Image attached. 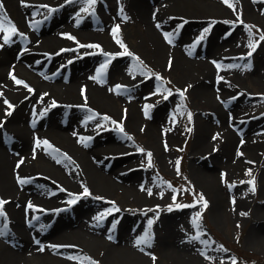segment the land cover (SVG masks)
Instances as JSON below:
<instances>
[{"label":"bare ground","instance_id":"1","mask_svg":"<svg viewBox=\"0 0 264 264\" xmlns=\"http://www.w3.org/2000/svg\"><path fill=\"white\" fill-rule=\"evenodd\" d=\"M49 1L54 0H0L2 5L0 11L20 25L21 29L17 31V34L25 32L29 35L28 44L31 46L25 47L24 62L20 65L11 58L10 47L12 46H6L0 55V192L1 198L6 201L3 204V222H5L9 238L8 242L0 241V264H90V262L95 264H214L211 256L204 254L197 239L184 241L183 235L174 231L165 232L159 238L157 242L159 251L153 259L147 254L146 244L137 245L136 241L142 237L143 232L138 229L139 235L136 236L133 233V229L128 226V215H124L125 219L119 225L113 241L101 236L104 229L108 230L111 227L108 225L102 227L99 223L95 227L92 224L95 223L93 221L97 218V212L109 206L111 202L114 203L112 209L120 203L141 206L145 202L151 203L155 200L154 191L150 190L151 195L146 190L140 191L137 183L140 181L139 169L123 173L124 175L119 172L122 170L115 171L114 165L118 161L130 158L125 150L127 148L120 142V138L114 135L115 133L105 136L102 139L103 142L95 147L93 140L88 138L89 133H86L92 129L96 119H100L101 113L95 117L90 115V113L96 115L99 107H104L101 110L103 113L104 111L117 113L114 107L117 101L109 88L108 77L116 72L127 71L129 64L122 62L108 64L105 68L107 76L102 82L97 78L93 79L88 61H76L68 78L62 75L65 66L59 70L54 68L59 58L55 52L57 45L65 41L64 33L73 32L87 38L96 36L99 46L107 52L116 50L118 44L116 40L120 37L110 38L96 31V28H79L70 11L57 15L52 8L53 5H50L53 3ZM124 1L133 22L138 27L134 33L140 37L139 45L144 49V54L147 55L149 52V57L155 64L170 67L178 79L191 85L194 103L201 104L197 106L202 110L199 109L198 119L196 118L198 133H195L193 139L192 156L199 159L201 155L208 154L213 159L214 165L220 161L217 155L226 156L230 160L229 167L233 170L232 172L239 170L240 166L249 165L247 161L244 164V160L241 159L237 165H234L236 160L233 158L237 156L234 152L235 147L241 151L239 153L242 159L258 161L256 140L261 136L258 133L253 134L250 123H241L243 132L240 137L241 134H236L225 120L226 111L236 112L240 109L236 108L235 103L240 105L257 98L253 97L249 100L245 94L249 91L243 88L244 94L227 106L220 104L218 100L223 95L227 97L231 87L244 86L243 80L239 76L235 79L233 75L234 70L238 69L239 61L235 56L241 55L239 50H235L233 38H230L239 26L236 24L233 27V25L236 22L240 23L241 20L243 22L257 20L264 23L262 7L253 0H229V3L233 5L231 8L223 0ZM104 2L103 0V4L99 6L98 27H102L106 21L116 19V14L112 11L113 6H106L108 0ZM41 11L51 13L42 22L40 21L43 15H39ZM195 17L201 20L194 21ZM210 17L216 19L214 24L203 26L206 19ZM185 18L187 20H184ZM179 23L183 24V27L177 34ZM54 24L59 26L53 28ZM173 26H175L174 29ZM46 29L51 30L44 35L38 34L39 31ZM165 34H170V43L165 39ZM202 36L207 37L202 41ZM198 38L199 47L188 52L187 50ZM34 44H43L46 48H52L51 51L55 54H51L47 48L42 52L41 59L36 60L35 56L41 54V50L33 47ZM30 52L32 53L29 54ZM211 56L227 58H224L223 65L216 63L217 66H213L208 61ZM21 57L23 58V55ZM90 57L95 59V56ZM50 58L49 65L45 67ZM219 70L221 76L219 83H212V79ZM253 70L256 75L264 73V57L260 56L255 61ZM10 72L22 83L16 84L15 80H9L7 76ZM128 78H131L127 80L128 82L134 80V77ZM255 80L264 88V76L260 78L255 76ZM140 83L143 85L142 82ZM51 96L63 98L51 101L52 104L60 103L61 105L48 107ZM68 103H85L84 105L92 106L93 112H89V115L93 119L86 122L83 117L74 115L65 119L60 118L58 108L66 110L69 105L63 106V104ZM164 104L166 102L155 109L153 120L143 118L136 105L132 104L124 119V126L131 131L143 130L151 139L149 142L155 144L157 149L158 141L160 144L171 143L177 134L175 129H172L171 121L161 112ZM209 108L218 113L217 116L220 117L218 122L207 115L206 109ZM70 110H72L71 107ZM75 115H77L76 112ZM212 122L218 123L221 128L220 137H215L213 140L209 139L208 132L213 126ZM249 131L251 133L246 134ZM4 135L6 137L11 135L9 143L14 148L15 154L6 150L7 144L2 140ZM38 141L39 146H37ZM44 141H47V145L43 143ZM213 145L219 147L217 151L212 150ZM110 151L118 156L114 158L112 156V163L107 166ZM157 156L160 162L166 161L167 156L160 150ZM199 162L204 163V161ZM200 163L198 166H193V169L197 170L202 181L206 183L207 191L215 190L217 180L213 175L214 171L203 168L205 163ZM19 180H23L24 183H19ZM85 189L88 194L99 192L101 197L97 200L84 199L82 204L79 200L67 209L53 210L54 207L63 206L65 199L73 192L83 194L78 195L82 199L85 196ZM242 192L244 195L233 200L234 207L228 212L229 218L238 216L236 211L244 204L247 191ZM29 204L32 205L31 208L28 207ZM105 214V212L101 213V215ZM170 215L167 217V214H164L159 223L161 225L164 222L168 223L171 219ZM252 216L260 223L256 226L257 230H249L245 240L249 245L264 244L260 232L264 230L262 221L264 208L255 207ZM52 217L55 219L46 226L43 220ZM74 224L77 225L73 226ZM51 234L54 236V242L47 241L38 247L35 245L36 239L42 242V239ZM56 244L63 247L56 250L54 248ZM208 250L213 249L208 247Z\"/></svg>","mask_w":264,"mask_h":264},{"label":"rangeland","instance_id":"2","mask_svg":"<svg viewBox=\"0 0 264 264\" xmlns=\"http://www.w3.org/2000/svg\"><path fill=\"white\" fill-rule=\"evenodd\" d=\"M102 1L103 0H95V3L90 4L89 0H54L49 1L53 4L47 3L53 5L52 8L57 15L70 11L74 21L77 22V25L81 29L96 28V31L106 34L113 39L119 36V40L124 47L122 48L120 44H117L115 51L110 52L109 50L107 52V50L99 46L96 36L87 38L73 32L69 35L64 33L63 36L65 39L63 40L65 41L57 45L55 53L58 54L59 58L54 68H56L55 70H59L65 66L62 75L68 78L76 61H88L90 63L91 76L97 77V79L102 82L105 81V79L97 75L98 69L104 65L100 64L101 60H103V62L105 61L107 65L115 64L116 62L129 64L127 66V71H121L122 73L116 72L113 75L110 74L108 77L109 88L114 94L113 98L117 101L115 102L116 106H114L117 113L112 114L110 111H104L103 113L101 110L104 109V107H99V111L96 115L92 113H90V115L95 117L101 113L99 114L100 119H96L93 123L94 125L91 127L92 129L86 131V133H89L88 138L93 140L94 147L98 146L100 142H103L102 139L105 136L115 133L114 135H116L118 139L120 138V142L127 148L125 150H127V153L130 155V158L122 159L114 165L115 171L118 172V170H122V172H119L123 174L139 169L140 181L137 183L138 186H140V191H154L155 200L151 203L145 202L141 206H133L126 203L121 205L120 203L115 205V209H112L114 203L111 202L109 206L101 208L97 212V217H100L103 212L106 213L105 216L103 215V219H95L93 221L95 223L92 224L95 227L98 226V223L102 227L106 225L111 227L108 230L104 229L101 236L113 241L118 232L119 225L125 219L124 215H128V226L133 229V233L136 234V236L139 235L137 234L138 229L143 232L142 237L146 232L150 235V245L146 244L148 246L147 254L150 257L158 254L157 242L159 238L164 235L165 232L174 231V233L177 232L183 235L184 241L191 240L193 237H198L197 240L199 245L201 244L200 248L204 250V254L211 256L214 264H233V261H235V264H264V244L257 243L256 245H249L245 240L248 232L253 229L257 230L256 226L260 223L259 220L253 219L252 214L254 208L258 206L264 208V88L259 86L258 81L255 80V76L260 78L264 76V73L256 75L253 70L255 61L260 56L264 57V40L260 39V37L264 36V23H260L257 20H247V22L241 20L240 23L236 22L233 27L236 26V24L239 26L230 37L233 38V41H231L233 45L236 46L235 50H239L241 52L240 54L244 56L238 59V69L234 70L235 73L233 74L235 79L239 76L243 80V83H241L244 86L237 85L231 87L227 93V97L223 95L218 101L220 104L227 106L231 104L233 100H236L237 96L240 98V96L244 94L243 88L248 90L249 92L245 93L248 99L250 100L253 97L257 99L254 101H247L240 105H236L235 103L234 105L236 108L240 109L236 110V112H233V110L226 111L225 120L236 134H241L239 135L240 137L243 132L241 123H250L253 134L258 133V135L261 136L256 140V142H258L257 153L259 160L242 159L239 148L235 147L234 152L237 156L233 158L236 160L234 165L238 164L237 162L239 159L244 160V162L242 161L244 164L247 161L249 165L240 166L239 170L232 172L233 170L229 167L230 160L226 158V156L217 155L220 160L217 165H214L213 159H211L208 154H199V156L201 155L199 159L192 156L191 149L193 146V139L195 133H198L196 118L198 119L197 115L199 109H202L197 107L201 105L200 103L196 104L193 101L191 85L178 79L176 73H174L170 67L155 64L149 57L148 50H146L148 54H144V49L139 45L140 37L138 34L134 33L138 27L133 22L124 0H108L106 6H113L112 11L116 14V19L115 21H106L102 27H98L99 6L103 4ZM104 1L106 2V0ZM253 1L262 7V13H264V0ZM50 14L51 13L48 14V11H41L39 15H43V17L40 22L50 16ZM0 16L5 17L8 23L13 25L17 31H20V25L10 16L5 15L2 11H0ZM53 17H55V15ZM184 20L187 19L185 18ZM193 20L199 22L201 19L195 17ZM215 20L213 17L207 18L203 26L207 27L210 23L213 25ZM58 26L59 24H54L53 28H57ZM117 27L119 31L114 36L113 29ZM174 27L175 26H173V29ZM181 27H183V24ZM50 30L46 29L45 31H39L38 34L44 35ZM17 31L11 36V42H8L9 44L4 42V33H0V55L5 47L10 45L12 46H9L11 49V58L20 65L24 62V56L26 54L25 47L31 46L28 44L30 42L29 35L25 32L19 35ZM231 31H233V29ZM207 36L201 38L202 41L205 40ZM198 40L199 38L194 41V45L187 50L188 52L194 51L193 49L199 47L200 41ZM143 44L144 43H142V45ZM250 44L256 45L254 51L249 47ZM89 45H96L98 47H88ZM32 46L41 50V54H36V60L41 59V55H43L42 52L44 49L48 48L43 46V44H34ZM48 49L51 54H55L53 53L54 51H51L52 48ZM125 49L131 53L130 56L121 54ZM21 52H23V58L18 57ZM249 52L252 53L251 56L248 55ZM31 53L32 52L29 54ZM90 56H95V59ZM210 58L211 59L208 60L210 65L217 66L216 62L220 61L222 62L220 64L223 65L224 61L220 59V57L213 58L211 56ZM213 59H215L216 62ZM50 61L51 58L47 61L45 67L49 65ZM55 70L54 72H56ZM157 75L161 77L160 80L156 79ZM106 76V74H103L104 78ZM129 76L134 77L132 82L127 81L131 79L128 78ZM12 77L13 74L10 72L7 78L9 80H14ZM220 77L219 70L217 75L212 79V83L218 84ZM151 81H153L152 84ZM140 82H142L143 85H140ZM169 92H171V95L168 94ZM180 92L184 93L183 96L180 95ZM166 96L167 99H165ZM54 99L61 100L63 98L51 96L48 101L50 106L47 104L48 107H56L60 104H52V100ZM164 102H166V104H164L161 112L171 121L173 125L172 129H175L177 135L171 140V143L160 144V141H158V149L167 156L165 162H160L157 156L159 150L154 146L155 144L153 145L149 142L151 139L147 137L143 130H139L138 132L129 130L124 126V119L129 112L130 106L134 104L137 110L142 113L143 118L153 120L155 109L163 105ZM84 104L85 103L63 104V106H69L66 110L58 108L59 117L62 119L64 117L65 119L70 115H74L76 117H83L86 122H90L93 117L89 115V112H93V107ZM70 107L72 110H70ZM206 110L207 115L212 117L215 122H218L220 119V117L217 116L218 113L211 108ZM94 111L96 110L94 109ZM146 111L147 115L145 114ZM75 112L77 115H75ZM189 114H191L190 119ZM105 117L108 119H105ZM240 119L241 121H238ZM215 122H212L213 126L208 131L210 133L209 139L212 140L215 139V137H220L221 128L219 124ZM118 125L123 128V132L118 130ZM248 133H251V131L246 132V134ZM128 137H131V139ZM2 140L7 144L6 150L10 153H14V148L11 147L9 143L11 141V135L7 137L5 135L2 136ZM104 141H106V139ZM212 148L213 151H217L219 147L213 145ZM139 149H143L144 151L141 152ZM106 151H108V149H106ZM112 152L113 151L108 152L110 159L107 166L112 163V159L115 156H118V154H113ZM148 153H151V167L148 166ZM129 160H131V162ZM176 161H179V165L176 164ZM199 161H204L205 165H203V168H207L208 170L212 169L214 171L213 175L216 177L215 180H217L215 190L207 191L206 183L202 181V177L198 175L197 170L193 169V166H198L200 163ZM228 167L229 169H227ZM253 186L255 191L250 190ZM243 190L247 191L245 193L246 197L244 204L237 209L236 213L238 216L236 218H229L228 212L234 207L232 202L237 197L244 195L242 194ZM78 195L83 194L73 192V194H70L65 199V204H63V206L54 207V210L59 211L60 209H67L68 205L70 207L76 202H79V200H81L80 204H82L84 199L90 198L91 200H97L101 197L99 192L87 194L82 199H80L81 196ZM201 195L207 202V207H204L199 202V197ZM1 197L2 194L0 192V200H2ZM72 201L75 202L73 203ZM178 205H183L185 207H178ZM3 206L4 205L0 208V211L4 210ZM76 208L78 207L76 206ZM198 213L200 218L194 225L193 220ZM164 214H167V217L171 214V219L168 223L164 222V224L161 225L159 222ZM3 219L4 216L0 217V233L6 232L7 230ZM149 220L153 221L150 229L148 226ZM50 221L51 219H45L43 223L48 224ZM262 221L264 222V218ZM76 225L77 224H74L73 226ZM260 232L264 240V230ZM8 239V234L6 236L0 234V241L8 242ZM47 241L54 242V236H52V234L47 235L45 239H42V242L36 239L35 245L38 247L41 243L45 244ZM262 242L264 243V241ZM151 243L153 244L151 245ZM207 246L212 247L213 250H208Z\"/></svg>","mask_w":264,"mask_h":264},{"label":"snow or ice","instance_id":"3","mask_svg":"<svg viewBox=\"0 0 264 264\" xmlns=\"http://www.w3.org/2000/svg\"><path fill=\"white\" fill-rule=\"evenodd\" d=\"M89 2H90V4L91 3H95V0H89ZM223 2L228 6V7H233V5L231 4V3H229V0H223ZM0 7H2V5H0ZM16 28L13 26V25H11L10 23H8L7 21H6V18L5 17H3V16H0V33H4V36H3V39H4V42L5 43H8L9 41H10V38H11V36L13 35V34H15L16 33ZM118 31H119V29H118V27L117 28H115V29H113V33H114V36H115V34L116 33H118ZM205 31H207V29L205 30ZM169 35L170 34H165V39L166 40H169V43L171 42V40L169 39ZM201 38H203V36L201 37ZM260 39L261 40H264V36H262V37H260ZM116 42L118 43V44H120V46L123 48L124 47V45L121 43V41L119 40V39H117L116 40ZM88 47H98V46H96V45H89ZM249 47L254 51L255 50V47H256V45L255 44H250L249 45ZM122 55H131V53H129L128 51H127V49H125V51L123 52V53H121ZM251 52H249V56H251ZM107 67V64H104L100 69H98V71H97V75H98V77H102L103 76V73H104V70H105V68ZM14 80H15V83L16 84H21L22 82L20 81V80H16L15 79V77L13 76L12 77ZM97 77H93V79H96ZM156 79L157 80H160L161 79V77L160 76H156ZM26 86V85H25ZM29 91H32L31 89H29ZM169 95H171V92H169L168 93ZM183 92H180V95L181 96H183ZM165 99H167V96L165 97ZM5 103H7V101H5ZM53 106H55V105H53ZM11 107V106H10ZM150 107V106H149ZM145 114L147 115V111L145 112ZM41 115H43V113H41ZM90 118H92V117H90ZM191 118V114H189V119ZM105 119H108L107 117H105ZM118 130L119 131H121V132H123V128L122 127H120L119 125H118ZM190 130V129H189ZM129 139H131V137H128ZM39 141L37 142V146H39ZM44 144H46L47 145V141H44L43 142ZM50 147V146H49ZM139 151H141V152H143L144 150L143 149H139ZM148 155V160H149V167H151V153H148L147 154ZM176 164L177 165H179V161H176ZM17 166H19V165H17ZM178 170V169H177ZM249 175H250V173H249ZM19 183H24V181L23 180H19L18 181ZM251 183V182H250ZM251 191H255V188H254V186L250 189ZM88 194V191H87V189H85V195H87ZM152 193H151V191L149 190V195H151ZM73 203L75 202V201H72ZM199 202L204 206V207H207V202L204 200V197L201 195L200 197H199ZM4 203H6V201H3V200H0V208H2V205L4 204ZM28 207L29 208H31L32 207V205L31 204H29L28 205ZM178 207H185V206H183V205H178ZM169 210H171V209H169ZM4 216V213H3V211H0V217H3ZM199 213L197 214V216L194 218V220H193V224L195 225L196 223H197V221L199 220ZM97 220H101V219H103V215L101 216V217H97L96 218ZM152 223H153V221L152 220H149L148 221V226H149V229L151 228V225H152ZM0 234H3V233H0ZM198 237H193V239H197ZM150 241H151V237H150V235L148 234V232H146L145 233V235L143 236V237H141V238H139L137 241H136V243H137V245H141V244H149L150 245ZM41 250H43V249H41ZM142 250V249H141ZM153 259H155L154 257H153ZM90 264H95V262H90ZM233 264H235V261H233Z\"/></svg>","mask_w":264,"mask_h":264}]
</instances>
